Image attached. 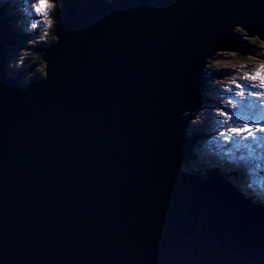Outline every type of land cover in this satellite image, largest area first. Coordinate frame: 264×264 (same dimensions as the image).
Segmentation results:
<instances>
[{"label": "water", "instance_id": "95a60500", "mask_svg": "<svg viewBox=\"0 0 264 264\" xmlns=\"http://www.w3.org/2000/svg\"><path fill=\"white\" fill-rule=\"evenodd\" d=\"M66 4L35 81L0 8V264H264V206L184 168L206 60L264 40V0Z\"/></svg>", "mask_w": 264, "mask_h": 264}, {"label": "rangeland", "instance_id": "374dc122", "mask_svg": "<svg viewBox=\"0 0 264 264\" xmlns=\"http://www.w3.org/2000/svg\"><path fill=\"white\" fill-rule=\"evenodd\" d=\"M2 1L3 0H0V8H1V5H4L5 10L10 12L11 18L8 19L7 21H8V24H10V26L12 27L11 36L17 41L16 45L22 44V46L20 48H17L14 51L12 49H10V56H9L10 59L7 62V66H6L8 76L17 77L16 74L20 73L23 76L22 81L23 80L24 81H35V80H37L43 76V70L45 69V65L43 63L44 60L40 61V59H39L40 58L39 52L43 55L45 50L47 51L52 46V42H54V40H55V39H53V36H54V31L56 29V25L59 23V20H58L59 15L57 14L58 10H53V12L49 13V15H52L54 17V24L50 27L49 24L44 21L43 16L34 17L35 13L33 14V12L26 14V16L25 15L19 16L20 13L26 12L25 9L31 10L30 5L33 3V0H4V1L10 3L11 8L9 6H7L6 4H4ZM10 9H11V11H10ZM15 11L17 12L18 16L15 15V13H14ZM31 14H33L34 18H31L32 17ZM2 16L7 17L4 11L2 13ZM36 23H40L39 28H33L32 25L36 24ZM235 28H236V30H234V32L236 33V35H239L238 39L241 41L240 47H243L242 49H244V52L238 53V52H232V51H217L214 54V56L209 57L206 60L207 62H206V65L204 67V72L208 76L207 95H205V97L207 98V101H202L200 103L201 104L200 109L203 110V113L200 114L199 113L200 109L198 110V113H197V115L199 116L198 119L195 122H193V120H194V118H193L192 124L187 130L189 134L193 133L198 137V141L194 146L195 151L200 149L199 146H202V149H204L205 153H207L206 152L207 150H206V148H204V146L206 145V147H208L207 144L209 142H211L212 138L219 135V131H222V129H220V128H219V130L215 129L214 132L211 133V134H214V136L208 135L206 133L204 122L209 121L213 117V115L207 121H205V120L201 121L202 119L200 116H205V115L209 116L210 112H211V114H214V115L216 114V116H218V109L223 107L222 105H226L225 101L232 100L230 98V96L229 97L224 96V89L228 90V89L232 88L231 86L234 84L231 81L236 79L234 75H237V77L243 78V77H245L246 74L255 73V71L258 69V67L261 64H264V45L258 44L255 39H250L252 37H258V36L257 35H253L250 37L246 36L247 35L246 31H244V32L237 31V29L241 28L240 26H236ZM52 32H53V35H51ZM26 37H31L30 39H32V42L29 41L28 46H27L28 39H26ZM7 46H8V43H7ZM24 46H27V47H24ZM10 47H12V46H10ZM21 57H23L22 61H21ZM9 65H11L12 68H10ZM223 67L227 68L228 70H232L230 75H233V76H228V77L226 76V79L227 78H231V79L226 80V79H223L221 77L216 76V73L221 72L220 70ZM22 69H23V72H21ZM246 83H252V82L251 81L247 82V80H246ZM229 84H231V85H229ZM214 89H216V90H214ZM249 98L250 97H248V99ZM218 99L220 100V102H218L216 104V102L213 100H218ZM257 99H259V98H257ZM239 100H240V97L238 98L237 101H239ZM206 103L207 104L209 103V104L206 106ZM246 103L243 104V106L244 107L246 106L247 108L248 107L250 108V106H252L254 108L256 106H258L255 103H247V105H246ZM227 107H229L228 111L230 113H232L234 116L241 113V112H243L247 115H252L248 111L247 108H242V105L238 106L237 108H232L230 105H227ZM206 108H209L208 111H210V112L206 111L205 110ZM223 110L226 111L225 108ZM246 111L249 113H246ZM198 120L200 121V123L196 124V122H198ZM193 127H195V128H193ZM190 129H192V132L189 131ZM204 135H208V137H209L207 142H205L206 139H203ZM237 138H239V137H237ZM235 140L236 141H240V140L242 141L244 139H239V140L235 139ZM262 140L264 141V139H262ZM214 145H215V147H218L219 144H216V141H214L213 146ZM231 145L232 144H230L229 146H231ZM259 145L260 144H258L256 146L258 147ZM256 146L254 149L255 155L258 158L260 165L262 166L261 168L264 169V164L261 163L262 161L260 159V158H262V156H260V154H259L260 153L259 147L257 148ZM235 147L236 146L234 145L233 148H229V147L228 148L231 149L230 150V152H231L232 149H234ZM213 149H212V152H214ZM208 151H210V150H208ZM220 151L224 152L225 150L222 148V150H220ZM248 151H249V155L247 156V159L249 158V160H250V158L252 156L250 154L251 150L248 149ZM211 156L213 157L214 155H211ZM226 158L231 160L233 163L236 162L235 159H233L229 156H227ZM237 158L240 160V158H242V157H241V155H238ZM254 158H255V156H254ZM243 160L241 162H239V164H237V167L240 170L242 168V166L240 164H242V162H244ZM249 160L245 161V163L248 162L249 164H248V167L246 168V170L244 172L245 174L242 175V177L244 179H245V177L246 178L249 177V178L255 180L256 175H259V171L255 170L251 173L248 172V168L252 169V166H251ZM207 161L210 163V166L211 165L213 166L212 162L215 163L214 166L218 165L217 161L211 162L209 157H208ZM219 167H221L220 164H219ZM228 169H231V167L229 168V166H228ZM225 170L226 169H223L222 171H225ZM222 171H220V173ZM200 172H201V176L205 177L207 175L208 171L201 167ZM241 179L242 178H238V179L234 180V182H232V183L236 187L240 188V191H244V190H246L245 189L246 185H243L242 183H240Z\"/></svg>", "mask_w": 264, "mask_h": 264}, {"label": "snow or ice", "instance_id": "6c2138e0", "mask_svg": "<svg viewBox=\"0 0 264 264\" xmlns=\"http://www.w3.org/2000/svg\"><path fill=\"white\" fill-rule=\"evenodd\" d=\"M50 3L53 7L49 10V13L53 12V10H58L57 14L63 21V11L67 7L66 0H50ZM30 7L37 16H44V21L48 23L50 27L54 24V17L52 15L48 14L45 16V13H37L32 4ZM25 11H28V9H25ZM32 26L33 28H39L40 23L33 24ZM237 31L244 32V29L240 28L237 29ZM53 39H58V37L53 36ZM250 39H255L258 44L264 45V40H261L259 37H252ZM243 79L251 81L252 83L246 84L232 80L231 82L239 89V91L235 92V95L239 96L240 100H228L225 101V104L230 105L232 108H237L247 102L248 96H253L261 98V104L264 105V64H261L255 73L246 74ZM219 117H223L224 120L220 121ZM217 121L223 128V131H219V137L225 142L231 143L237 137L244 139L250 137L254 141L264 139V112L255 114V118H253L243 112L234 116L229 111H225L221 108L218 109ZM181 163V160H177L178 168H180ZM181 171H183L182 168Z\"/></svg>", "mask_w": 264, "mask_h": 264}, {"label": "bare ground", "instance_id": "6f19581e", "mask_svg": "<svg viewBox=\"0 0 264 264\" xmlns=\"http://www.w3.org/2000/svg\"><path fill=\"white\" fill-rule=\"evenodd\" d=\"M25 5V4H24ZM29 6V5H28ZM17 7V6H16ZM27 7V6H26ZM31 12H33L32 10H30V9H28V11H26L25 13L23 12V13H20V15L19 16H23V15H25L26 16V14H28V13H31ZM15 13V15L16 16H18L17 15V12L15 11L14 12ZM6 14V13H5ZM33 14H34V12H33ZM33 14H31V18H34V17H37V15L35 14V16L33 17ZM6 16L8 17V15L6 14ZM11 17L9 16L8 17V19H10ZM54 35H55V37H56V34L54 33ZM57 42V39H55L54 40V42H52V44L53 43H56ZM204 67H205V65H204ZM221 72H217L216 73V76L217 77H221V78H223V79H226V76L228 77V76H233V75H230L231 74V72H232V70H228L227 68H222L221 70H220ZM215 76V77H216ZM235 76V80H237L238 82H243V83H246V80H244L242 77H237V75H234ZM214 78V77H213ZM227 79H231V78H227ZM226 79V80H227ZM248 82V81H247ZM208 83V82H207ZM224 83V82H223ZM246 84H248V83H246ZM229 85H231V84H229ZM232 88L231 89H228V90H225L224 89V96L225 97H229L230 96V98L233 100V99H235V100H238V98H239V96H236L235 95V92L236 91H239V89H237L236 87H235V84L234 85H232L231 86ZM214 90H216V89H214ZM248 97H250L249 99H248ZM247 97V103H255L256 105H258V106H256L255 108L254 107H252V106H250V108L248 107H244L243 105H242V108H247L248 109V111L252 114V115H249V116H252L253 118H255V114H258V113H261V112H264V105H262L261 104V98H259L260 100H258L256 97H253V96H248ZM213 101H215L216 102V104L218 103V102H220V100L218 99V100H213ZM247 103H246V105H247ZM209 104V103H208ZM207 103H206V106L208 105ZM223 107H221L222 109H226V111H228V108L229 107H227V105H222ZM252 107V108H251ZM220 108V109H221ZM206 111H208L209 110V108H206L205 109ZM245 111V110H244ZM208 112H210V111H208ZM249 112H247L246 111V113H249ZM200 114L201 113H203V110L202 109H200V112H199ZM254 114V115H253ZM213 115V117L209 120V118L211 117ZM201 117V121H207V120H209V121H207V122H204V124H205V129H206V133L208 134V135H210V136H214V134H211L212 132H214V130L215 129H217V130H219V128L220 129H222V131H223V128L220 126V124L218 123V121H217V117L218 116H216V114L214 115V114H211V112H210V115L209 116H200ZM212 120V121H211ZM219 120L220 121H223L224 120V118L223 117H219ZM198 123H200V121L198 120V122H196V124H198ZM201 126V125H200ZM193 128H195V127H193ZM197 130V129H196ZM198 134V133H197ZM215 137H213L212 138V140H211V142H209L208 144H207V146L208 147H206V145L204 146V148H206V152L208 153V155L209 154H211L212 155V149L215 147V145L213 146V142L215 141ZM237 140H239V139H244V138H236ZM263 140L262 139H260V140H256V141H254L252 138H248V139H244V140H240V141H236V140H234V142L237 144V145H239L240 147H242V148H246L247 146H249L250 144H260L261 142H262ZM264 142V141H263ZM236 146V145H235ZM228 147L229 148H233V146L231 145V146H229L228 145ZM257 147V146H256ZM259 147V146H258ZM257 147V148H258ZM263 147H264V145H263ZM219 147H216V149L214 148L213 149V151L216 153L217 152V149H218ZM208 150H210V151H208ZM229 150H231V149H229ZM233 150V149H232ZM260 153H261V151H259ZM259 153V154H260ZM210 155V156H211ZM254 156H255V158H254ZM254 158V159H253ZM256 159H257V157H256V155H255V153H254V155L253 156H251V158H250V160H249V158L247 159V157H244V162H242V164H240L241 166H242V168H241V171H242V173H243V175L245 174L244 172H245V170H246V168L248 167V162L247 163H245V161H248L249 160V162H250V164H251V166L252 165H257L255 162H256ZM216 162V161H215ZM262 164H264V162H261ZM225 168V167H224ZM261 173L259 172V175H260ZM199 175L201 176V172L199 173ZM259 175H256V178H255V180H257V177L259 176ZM203 177V176H202ZM262 180H264L263 178H262ZM248 183V184H247ZM246 183V185H253V184H251V183H249V182H247ZM245 194H247V195H254V194H257V195H259V194H261V192H255V191H248V192H246Z\"/></svg>", "mask_w": 264, "mask_h": 264}, {"label": "clouds", "instance_id": "9594fccd", "mask_svg": "<svg viewBox=\"0 0 264 264\" xmlns=\"http://www.w3.org/2000/svg\"><path fill=\"white\" fill-rule=\"evenodd\" d=\"M32 5L35 8L37 13H45V16L49 14V10L53 7V5L50 3V0H33ZM43 18H45V17L43 16ZM235 30H236V28H235ZM22 60H23V57H21V61ZM9 67L12 68L11 65H9ZM21 72H23V69L21 70ZM205 92L207 93V86H206ZM260 144H264V142H261ZM261 148L262 149H261L260 156H262V158H260V159L262 162H264V156H263L264 147H263V145H261ZM255 163L260 164L258 158L256 159ZM28 190L31 191V188H29ZM246 192H248V191L247 190L242 191L241 195L250 197L249 195L245 194Z\"/></svg>", "mask_w": 264, "mask_h": 264}, {"label": "trees", "instance_id": "16d2710c", "mask_svg": "<svg viewBox=\"0 0 264 264\" xmlns=\"http://www.w3.org/2000/svg\"><path fill=\"white\" fill-rule=\"evenodd\" d=\"M58 20H59V17H58ZM58 27V24L56 25V28ZM51 35H53V32H52V34ZM55 36V35H54ZM30 42H32V41H30ZM18 48H20V47H18ZM41 51V50H40ZM39 59H40V61H43V59H42V54L39 52ZM43 63H44V65H45V62L43 61ZM44 72V71H43ZM206 101V100H205ZM194 115H196L195 113H194ZM197 156H198V154L197 153H193V154H191L189 157H188V159H186V161H185V169H187V170H189V171H195L196 170V168H197V164H196V162H197ZM200 171H201V169H199V171H195V172H199L200 173ZM218 175V174H217ZM225 177L227 178V179H232L233 177H232V175H229V174H225ZM224 177V178H225ZM234 179V178H233Z\"/></svg>", "mask_w": 264, "mask_h": 264}]
</instances>
